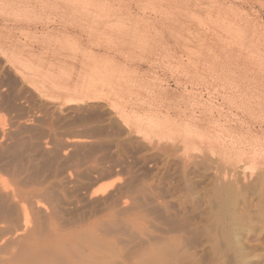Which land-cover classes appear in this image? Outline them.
Returning <instances> with one entry per match:
<instances>
[{"label":"bare ground","instance_id":"bare-ground-1","mask_svg":"<svg viewBox=\"0 0 264 264\" xmlns=\"http://www.w3.org/2000/svg\"><path fill=\"white\" fill-rule=\"evenodd\" d=\"M29 1L34 8V14L31 13L34 18L40 20L43 27L45 24L48 25V27L45 25L48 30L42 32L41 36L38 33L37 35L42 41H48L51 46L53 45L52 48L55 46L58 49L60 46V49L75 51L77 55L90 56L87 47L84 48L82 44L84 42L81 41L83 30L89 28L88 30L95 35L97 34L95 29L99 30L101 24L104 25V22L108 21L112 22L108 29L114 34L104 37L108 43L114 42L119 45L129 41L132 44L136 42L138 45H143L142 49L146 48L145 50L148 49L156 55L155 58L159 59L160 63H167L164 64L165 68L167 66L168 70L170 68L172 71L176 89H172L169 85L160 87L159 93L155 92L156 88L153 89L151 98L147 97L151 99L147 121L144 120L147 112L143 114L144 119L140 118L142 115L138 117L143 119V122L146 121L145 125L143 124L147 132L146 138L149 137L148 143L156 150L152 159L156 162L161 161L170 171L168 177L170 189H168V196L161 200L157 196L163 208L162 219H164L159 228L156 230L148 228V231L145 229L144 232L135 230L133 225L131 228L128 225L123 231L126 232V237L122 239L120 236L112 235V233H121L118 232L119 219H115V216L127 213L128 207L126 208L123 204L126 201H122L114 193H107L111 184H101L102 186L95 191L87 189L83 197L93 210L88 214H76L73 212L75 209L73 207L78 206L80 200L66 193V191H75L76 185L65 191L60 186L61 189H54L52 185H46L45 182L38 183L36 178L45 168L41 163L42 159L49 160L51 152L54 151L48 146L50 144L47 141L56 139L57 131L54 126L59 123V127L60 122L68 118L65 112H68L67 109L70 108L62 109L63 102H59L62 94L57 95V91H51V88L49 90L45 81L41 80L43 84L39 80V85L43 84L42 88H38L39 93L49 90L48 93L51 91L56 95L54 93L45 96L40 94L38 98L42 104L50 106L46 111L41 107L39 111L44 112L43 115L35 113L34 94L36 95L38 90L35 93L32 92L36 86L34 74L35 79L37 75L41 78L44 75L49 76L48 78L52 77L54 87L59 86L65 89L64 91L60 89L67 94L66 98L64 97L65 106H68V103L78 102L81 97L78 88H72L71 75L66 72L67 69H63L64 65H61L62 68L58 65L60 67L58 70L50 65L44 68V65L40 67L43 64L40 63L41 61L37 60L38 63L35 64L25 58L26 55L20 57L12 55L18 59L15 66L17 75L14 79L15 83L12 84V79H9L11 82L8 78L6 80L0 77V264H264V21L261 23L260 19L261 11L264 10V0H256L258 8L251 5L255 8L254 12L244 10V4L250 0H236L242 2L241 5H236L235 0H232L228 7L223 6L220 0H214L215 7L225 9L223 11L225 17L222 16L225 26L235 29L233 30L235 32L229 29L227 39L232 38L235 43L243 46L244 51L246 49L242 58L246 67L242 64L244 70L240 76H225V72L222 71V74L214 73L215 75H207L199 80H195L196 75L193 76L192 73L194 63L187 62L189 64L185 65L187 69H182L184 65L181 64L182 67L180 60L178 63L176 60L178 58L174 50L176 47L165 45L167 33L175 43H178L177 41L182 37V35L178 37L180 34H177V24H171L174 21L171 22L168 18L170 15L159 14V17L156 16L142 23L143 21L140 22V18L135 19L134 15V17L117 18L112 13H102L103 6L100 10L98 0ZM29 1L26 2L28 5H30ZM15 3L0 0V12L15 15L17 19L18 17L28 19L30 16L25 13L30 7L27 6L26 9L21 7V10L17 12ZM26 24L24 25L28 27ZM178 27H180L179 24ZM142 30L148 31V34L140 35ZM150 32L153 34L151 35ZM31 34L36 35V33ZM15 38L13 39L16 41ZM100 42L99 45H101ZM233 47H231L233 51L230 49L232 52H234ZM212 54V57L216 56ZM90 57L96 56L92 53ZM106 60L109 59L106 57ZM105 63L109 64V61ZM111 64L114 65L113 62ZM112 65L109 64L108 68L105 66L102 68L103 71L105 70L108 74L114 73L115 76L118 73L122 77L124 70L117 72ZM162 65L157 67L163 68ZM181 71L187 77L179 75ZM74 74H76L75 71ZM128 82L127 86H129ZM151 82L154 81L149 83ZM145 85L148 87V84ZM180 86L182 87L181 97L177 99L175 92ZM134 88L128 87L129 90ZM5 89H12L13 93H6ZM44 99H50V102H45ZM75 106L71 107L76 108ZM80 106L82 107V104ZM131 116H129L130 119L133 117ZM129 117L127 116L126 119ZM68 119L70 120V117ZM43 120L50 125V129L40 125ZM204 124L208 125L206 129L203 127ZM125 126H122L124 132L127 131ZM34 135H38L39 137L36 138L40 140H34ZM85 141L78 136L68 137L63 143V148L83 146L88 143ZM153 149L150 147L149 150ZM47 156L49 159L46 158ZM39 160L42 161L39 163ZM66 178V181L72 182L70 177ZM92 179V184L99 182V177ZM105 211L112 213H110L111 218L106 225L102 223L99 227L98 224L101 223L94 217L103 215Z\"/></svg>","mask_w":264,"mask_h":264},{"label":"rangeland","instance_id":"rangeland-1","mask_svg":"<svg viewBox=\"0 0 264 264\" xmlns=\"http://www.w3.org/2000/svg\"><path fill=\"white\" fill-rule=\"evenodd\" d=\"M3 1H5V2L7 1L10 3L16 2L15 3V6H16L15 10L17 9L16 10L17 12L19 10H21L20 9L21 7L25 8V9L30 7L28 10L26 9L27 12L24 11V12H26L25 14H28V16H30V17L28 19L26 17L25 18L18 17V19H17V17H15V15L12 16L11 14H8L5 12H0V58H1L0 59V66H1L0 72L2 73V74L0 73V77L2 76L6 80H7V78H8V80L12 79L13 82L11 80H9V81H11L12 84L15 83L14 79H16V77H17L16 71H15V68H16L15 66H17L16 62L18 61V59H16L15 57H12V55L16 56V57L26 55L27 57L26 56H24V57L27 59H30V61H32L35 64L41 61L40 63H43V64L40 67H42L43 65H44L43 66L44 68H47V66L48 67L55 66V68L58 70V69H60L59 66L64 65L63 69H65V70L67 69L66 72H68V74L71 75L70 81L72 83V88L74 89L77 87L79 90L78 92L80 93V97H81L78 102H76L74 104L68 103L67 104L68 106H65L64 101H65V98L67 95L63 92L65 89H63L59 86L54 87V85H53L54 83H53V79H52L51 75H50L51 78H48L49 76L45 77V75L42 76V78H41L40 75H37V78H39V79H37V78L35 79L36 76L34 74V85H36V86H34V90L33 91L31 90V91L33 93H35L38 90L36 92V95L34 94V103H35L34 111H35V113L43 115L42 113H44V112H41L39 110L44 108L46 111V109L47 108L49 109V106H50V105L44 106V104H42V102L39 100L38 97L41 95L45 96L48 94H53L56 91H57L56 92L57 95L62 94L61 95L62 99L59 101V102H63L62 103V105H63L62 109H66L68 107L70 108V109H67L68 112H65L66 114H68V118L70 117V120L67 118L63 122H60L59 127H58L59 123H57V125L54 126V129H56V131H57V132L55 131L57 133L56 139L53 141H52V139H48V141H47L48 144H50L48 146L53 148L54 151L51 152V154L49 156L50 159L48 158V156L46 157L49 160L42 159L43 161L42 160L38 161L39 163L42 161L41 163H43L42 165L45 168H43L44 172L41 171L40 174L37 176L38 178H36V181L40 184L45 182L46 185H52L54 187V189H61L62 188V189H65V191L70 189L72 186L76 185L77 189L75 191H70V192L66 191V193L69 196H71L72 198L80 200L78 206L76 205V207H73V208H75L73 210V212H76V214H83V213L88 214V212L93 210V207L86 201L85 197H83L85 192H87V189H90L91 191H95V190H97V188L102 186L101 184H103V185L104 184H111V186L108 188L107 193H114L115 195L120 197L122 201H126L127 204L126 203H123V204L126 208L128 207L127 213H125V214L123 213V215H121V216H120V214L116 215V216L113 215V216H115V219L116 218L119 219V231L118 232H121V233H117V234L112 233V235H114V236L116 235L118 237L120 236L122 239H125V237H126L125 233L126 232H123V231L126 229V226H128V225H129L128 227H130V228H131V225H133L132 227L135 230H139V231L141 230L144 232H145V229H147V231H148V228L150 230H154V229L156 230V228H159V226L161 225V223H163V220H164V219H162L163 208H162V205L159 201L162 198L168 196L167 195L168 189H170V179L168 177L170 175V171H168L164 167V165L161 161L156 162L155 160L152 159V157L155 155L156 150L153 149L152 145L150 146V144L148 143L149 137L146 138L147 132H145L146 130L144 129L143 124L145 125V123L147 121V115L150 112L149 111L150 110V107H149L150 102L149 101L151 99L149 100L147 97L151 98V95L153 93V89L156 88L157 91L155 89V92H158V93H159V90L161 91L160 87L162 88L165 85H169L172 89H176V84L173 82L175 79L173 77L174 76L173 73H171L172 71L170 70V68H169V70H170L169 71L167 66L165 68V65L167 63L165 62L166 63V64L164 63L165 65L163 63H160V60L155 58L156 55H153L151 53V51L148 49L145 50L146 48L142 49V48H144L143 45H138V43H136V42H133V44H132L129 41L128 43H125V44L120 43L119 45H116V43H114V42H112V43L109 42L110 43V45H109V43L106 41L107 39L104 38V37H106V35L108 37V36H112V34H113L112 31L110 29H108L109 24H111L112 22H108V21L104 22V25L101 24V26L98 28L99 30L95 29V31L97 32V34H95L96 37H95L93 32L92 33L90 32L91 30H88L89 28L87 30L86 29L83 30V34H81V38H83L81 41L84 42V43H82L84 48L87 47L86 49L90 53V56L93 53L96 56L95 58H93V57L91 58L90 56H86L87 57L86 58L85 55L84 56L77 55V52H75V51H72V50L68 51L67 49L63 50L62 48L60 49L59 48L60 46L58 47V49L55 46L52 48L53 45L51 46V44L48 41L44 42V41H42L41 38H39L41 36L42 32L48 30V28H47L48 25L45 24L47 27L45 25L43 27V24H41L40 20L34 18V15H33L34 14V8L31 5L29 0H20V1L19 0H3ZM28 1H29L30 5H28L26 3ZM94 1H96V0H94ZM231 1L232 0H220L219 2L221 4L223 3L222 5L226 7L227 5L228 6L230 5ZM238 1L235 0L236 5L237 4L238 5L243 4L242 2H238ZM213 2H214V0H177V1L176 0H98V3H100V5H99L100 10H101V7L103 6L102 7L103 12L102 13H106V14L112 13V15L116 16L117 18L118 17H130V16L134 17L135 16V19L140 18L139 19L140 22L143 21L142 23H144L145 20H149V19L152 20L156 16L159 17V14H161V15L163 14V16H164V13L166 16L170 15L168 18L171 19V22L174 21V23H171V24H174V25L177 24L176 25V27H177L176 29L178 31L177 34L178 35L180 34L178 37H181V35H182V37L180 38V40L177 41L179 43L178 44V43H175L173 40H171V38L168 36V33H167L166 34L167 40H166L165 45H166V47L172 46L174 48V46H175L177 48V49L174 48V50H176V56L178 57L176 60H177V63L180 60L179 61V62H181L180 65L181 64L184 65V67H183V65H181L183 67L182 69H185V68L187 69V67L185 66L187 64V62H189V64L194 63L193 67L194 66L195 67L192 69L193 70L192 73H193V76L194 75L197 76V77L194 76L195 80H199V78L206 77L207 75L211 76V74H214V73L216 75L219 73L222 74L223 72H225L224 73L225 76L227 75L229 77H230V75L240 76L243 73L242 70H244V66L246 65V63L244 62V59H242V58H244V54H245L244 52H246V49L244 51L242 48L243 46H241L239 43H235L232 38L231 39L228 38L230 41L227 39V37H228L227 35H229L228 33H229L230 28L225 26V24L223 22V18L225 17L223 11L225 9L223 7H222V9H219L218 6L215 7ZM24 3H26L27 5ZM21 4H23V5H21ZM251 5H255L258 8L257 1L256 0H250L248 3L244 4V6H245L244 10L254 12L255 8L252 7ZM29 10H31V11H29ZM31 13H33V14H31ZM261 13H262L261 14L262 17H260V19L262 20L261 23H263V21H264V10H262ZM9 15H11L14 19ZM171 15L173 17H171ZM214 15H216V16H214ZM222 16H223V18H222ZM6 18H8V19H6ZM6 21L9 23H7ZM13 22H14V24H13ZM24 24L28 25V27L25 26ZM178 24L180 27H178ZM31 27H33V28H31ZM225 27H227V28H225ZM24 28H26V29H24ZM52 28H49V29H52ZM145 28H146V30L148 29L147 26ZM17 30H19L18 31L19 35H18ZM146 30H142L143 32L141 31L140 35H142V36L147 35L148 31H146ZM230 30L233 31L235 29L232 28ZM25 31H26V33H25ZM15 32H17V33H15ZM30 32L33 34L36 33V35H32ZM87 32H89V33H87ZM233 32H235V31H233ZM37 33L40 36H38ZM151 33L152 32H150V34ZM100 34H102V35H100ZM28 35H30V36H28ZM88 35H90L89 36L90 38L88 37ZM10 36H12V37H10ZM37 37H38V39H37ZM101 37H102V39H101ZM13 38H15L16 41ZM86 38H87V40H86ZM94 38H95V40H94ZM27 39H29V40H27ZM227 40H228V42H227ZM31 42H33V43H31ZM99 42L101 43V45H99ZM102 42H104V43H102ZM106 42H107V44H105ZM231 42L234 43L235 45L234 44L232 45ZM170 43H172V44H170ZM228 43L231 45H229ZM130 44L132 46H129ZM167 44H169V45H167ZM101 46H102V48H101ZM128 46H129V48H128ZM89 47H91V48H89ZM231 47H233L234 52H232L233 50L231 49ZM238 47H240V48H238ZM31 48H33L34 50ZM111 48H113V49L111 50ZM51 49H53V50H51ZM89 49L91 50V52ZM135 49H136V51H134ZM230 49L232 51H230ZM115 50L117 51V53H115L116 52ZM52 51H54V52L52 53ZM144 51H147V52H144ZM241 51H243V53H240ZM110 52H112V53H110ZM122 52H124V53H122ZM57 53H59V54H57ZM97 54H99V55H97ZM130 54H132V55H130ZM150 54H152V55H150ZM211 54L213 56H215V54H216V56L212 57ZM52 55H54V56H52ZM236 55H238V56L240 55V56L239 57L237 56V58H236ZM65 56L67 59L65 58ZM79 56H81V57H79ZM234 56H235V58H234ZM106 57L109 60H106ZM186 57H187V59H186ZM53 58H55V59L53 60ZM71 58L72 59L75 58V59L72 60ZM44 59H45V61H44ZM46 59H48V61ZM78 59H79V61H77ZM89 59H90V61H89ZM111 59H113V60L111 61ZM115 59H118V60H115ZM192 59H194L195 61ZM216 59H217V61H216ZM37 60H38V62H37ZM98 60H99V62L101 61V63H99ZM106 61H107V63L109 61L110 65H112L111 63L113 62L114 65H112V66L115 67L117 72L118 71L122 72L124 70L122 72V77H120V75L118 73H116V76H118V77H116L114 73H113L114 74L113 75L112 73L108 74L105 70L103 71L102 68H104L105 66L107 68L109 67V64L105 63ZM3 63L5 66L3 65ZM79 63H81V64H79ZM89 63H90V65H89ZM104 63H105V65H104ZM119 64H120V66H119ZM189 64H187V65H189ZM242 64L243 65L245 64L243 66V68H242ZM161 65L164 69L161 67H157V66H161ZM196 65L198 66V68H201L203 71L201 69H198ZM62 66H61V68H62ZM67 66L69 68L70 73L68 71ZM69 66L71 67V69ZM91 66H93V67L91 68ZM226 66H228V67H226ZM212 67H214V69ZM223 67H224V69L226 68L227 70L226 69L224 70ZM121 68H122V70H120ZM123 68H125V69H123ZM95 69H97V70H95ZM165 69H167L169 72L167 70L165 72ZM3 70H5L6 74ZM71 70L73 71V73ZM100 70H102L103 72ZM216 70L218 71V73ZM51 71L53 72V70H51ZM74 71L76 72V74H74ZM126 71L128 74L126 73ZM97 72H99V73H97ZM207 72H210V73H207ZM102 74L105 77H108L109 79L105 78ZM154 74L155 75L158 74L156 76L157 79L155 78ZM75 75L78 78H76ZM179 75L183 76L185 74H184V72L181 71V74H179ZM135 76L138 78V80H137V78H135ZM140 76L143 78H141ZM185 76L187 77V75H185ZM72 77H74L73 78L74 80L72 79ZM115 77L117 78V80H120V81H117ZM132 79H134V80H132ZM39 80L41 83H43L45 81L46 85H48L47 87H49V90L51 88V91H54V92L50 91L48 93L49 90H43V91L40 90L41 92L39 93L38 88H42V85L44 84L43 83L42 85H39L40 84ZM110 80L112 82H110ZM114 80H116V81H114ZM129 80H130V82H128ZM139 80H141L142 82ZM146 80H148L147 81L148 83H146ZM150 81H154V82L149 83ZM127 82L129 83V86H127L128 85ZM131 82H133V83H131ZM36 83L38 84V87H37ZM135 83H138V84H135ZM130 84L133 86V88L134 87L135 88L129 90L128 87L132 88V86ZM141 84L144 85L145 87L142 86ZM145 84H148V87ZM158 84H160V85H158ZM52 85L54 88L51 87ZM138 85H139V87L140 86L141 87L139 88ZM158 87H159V89H158ZM60 89L63 91H61ZM120 89H122V90L120 91ZM11 90L5 89L4 91L6 93H9V92H12ZM140 90H142V91H140ZM122 91H123V93H122ZM181 91H182V87L180 86L178 88L177 92H175L177 95L174 94V95H176L177 99L181 97ZM28 93H31V92H28ZM137 95L139 97H136ZM143 96H145V98H143ZM37 99H38V101H37ZM82 99H84V100H82ZM49 100L44 99L45 102H47V101L50 102ZM135 100H137V101L135 102ZM83 102H85V103H83ZM143 103H145L146 105ZM81 104H82V107L80 106ZM75 105H78V106H75ZM71 106H75L76 108H72ZM81 110L82 111L84 110V111L82 112ZM75 111H76V113H75ZM144 112H147V114L145 113V119L143 118ZM69 115H71V116H69ZM78 115H79V117H78ZM141 115H142V117H140V118H143L144 120H146L145 122H143L144 121L143 119H140L138 117ZM127 116L128 117L131 116L132 118L130 119V117H129V119H126ZM137 117L140 119V122H141V123L139 122L140 124L138 123L139 119ZM76 118H77V120H75ZM125 120L129 121V122L127 123ZM40 125H42V127L46 126L45 128L50 129V125H48V123H46V121H44V120L41 122ZM137 125H139V126H137ZM122 126H125L127 128V131L124 132V130L122 129ZM203 127L206 129L208 127V125L204 124ZM137 133H139L141 135L139 136ZM142 133H143V135H142ZM71 135L81 137V138H83L84 141L86 139L85 142H88V143L83 145V146L70 147V148L64 149L63 143H64L65 139H68V137L69 138L73 137ZM261 135H263V134L261 133ZM36 137H39V136L34 135V140L39 141L40 139H38ZM46 139L47 138H45V140ZM87 139H89V141ZM95 139H97V140H95ZM141 139H143V140H141ZM56 140H57V142H56ZM144 144H146V145H144ZM149 146L153 150H149L150 149ZM51 156H53V157H51ZM91 157H93V158H91ZM54 159H56V160H54ZM48 161H49V164H48ZM49 166H50V168H49ZM69 166H70V168H69ZM41 173H43V174H41ZM66 177H70L72 182L66 181L67 180ZM97 177H99V182H97L96 184H92V181H93L92 178H97ZM157 196L160 197V200H157ZM167 198H169V197H167ZM90 208H92V209H90ZM135 210H137V211H135ZM131 212H133V213H131ZM110 213L111 212L105 211L103 213V215L100 214V215H97L94 217V219H98V222L101 223V224H98L99 227H101L100 225H102V223L105 225H106V223H108V220H110L109 218H111ZM141 213H142V216H141ZM120 218H122V219L120 220ZM106 220H107V222H105ZM136 220H138L139 222ZM102 227H105V226H102Z\"/></svg>","mask_w":264,"mask_h":264}]
</instances>
